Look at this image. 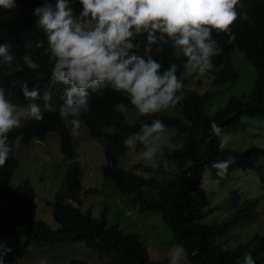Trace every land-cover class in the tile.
<instances>
[{
  "label": "trees",
  "instance_id": "obj_1",
  "mask_svg": "<svg viewBox=\"0 0 264 264\" xmlns=\"http://www.w3.org/2000/svg\"><path fill=\"white\" fill-rule=\"evenodd\" d=\"M36 1L38 0H16L17 7L10 11L0 8V43L10 45V53L15 55L22 66L23 57L28 53L41 64L38 70H31L26 66H23L22 71L8 70L9 77L19 85L26 82L29 90L38 89L41 97L38 101L42 106L45 103L42 97L45 92L49 93L51 104L55 107L50 114L44 115L43 121L34 120L28 125L23 131L22 140L28 143L35 136L44 138L48 133L56 132L60 137L63 161L78 160L71 132L65 128L58 115V108L65 103L66 91L71 85L53 82L51 79L52 66L48 64L49 55L45 51L47 40L38 27L39 18L33 15V10L39 7ZM74 1V6L80 13L82 5L78 0ZM254 5L252 2L244 3L247 11H251ZM242 23L232 25L229 32L213 31L212 36L222 51L211 72L214 74L212 86L222 87L234 83L238 78L234 65L237 60L229 56V50L233 47L240 53L243 51L257 69L256 80L247 94H234L210 114L206 112V108L212 106L213 95L222 90L208 89L200 93L196 89H184L187 99L175 107L180 111L179 116L154 114L127 119L115 108L119 103L126 104L128 109L133 108L127 93L116 92L110 86H104L96 92L89 89L91 109L81 117L91 136L104 145L105 187L114 186L123 195L143 192L147 187L162 188L158 198L146 199L140 195V209L162 213L174 240L187 252L190 264H237L246 253L252 255L255 264H264V228L263 231L252 235L246 244L228 248L221 240L229 230L228 221L201 223L205 213L197 199V192L206 170L223 179L236 169H257L264 182V171L257 167L258 158L264 155V148L253 147L245 151L221 149L220 140L210 134L212 121L227 132L244 128L242 118L245 116L264 120V14H261L258 21H245L243 25ZM234 34L236 36L233 42L229 43L231 35ZM133 42L141 45L138 54L144 56L146 34L137 36ZM37 44L42 46L37 47ZM157 48L162 50L157 52ZM151 55L162 64L161 70L173 62L182 68L186 61L180 51L173 48L171 41L154 45ZM154 119L162 120L168 130L181 129L184 120L189 125L184 128L186 132L180 135V147L177 150H164V158L175 164L173 171H165L162 166L157 169L147 167L143 161L134 166L157 176L147 178L136 170L123 169L120 161L128 150L123 140L138 132L142 124H151ZM229 158L234 162L229 166L227 174L218 176L220 169L214 168L213 164ZM17 166L15 149L7 164L0 168V194L12 203L14 209V215L10 218L0 215V254H3L5 264L18 260L33 248L78 242H84L97 253L100 260H107L108 264H160L148 258L138 234L125 232L117 224L108 226L106 208L100 218L81 210L80 197L83 187L79 160L73 166L65 164L63 190L58 191L50 202L54 226L45 220H34L36 192L29 180L17 188L10 186L12 173ZM96 193L99 194L100 190L97 189ZM240 200L238 192H233L232 204L235 213L231 224H237L239 221L244 224L255 222L260 215L258 207L261 199ZM63 264L92 263L86 259H73Z\"/></svg>",
  "mask_w": 264,
  "mask_h": 264
},
{
  "label": "clouds",
  "instance_id": "obj_2",
  "mask_svg": "<svg viewBox=\"0 0 264 264\" xmlns=\"http://www.w3.org/2000/svg\"><path fill=\"white\" fill-rule=\"evenodd\" d=\"M78 1L82 5L80 13L74 6V0H38L35 3L39 7L33 10V15L39 18L38 27L47 40L45 51L49 55L48 64L52 66V81L71 85L66 91L65 103L58 108V115L73 136H79L84 122L81 117L91 109L89 89L96 92L110 86L116 92L127 93L131 105L141 116L176 109L178 104L185 101L187 94L184 89H196L189 80L184 79L188 70L211 76L207 90L212 89L214 74L211 71L222 51L212 36L213 31L229 32L232 25L258 21L264 14V0ZM245 2L255 4L251 11L245 9ZM16 7V0H0L2 9L10 11ZM145 34L144 56H141L138 54L141 45L133 41ZM235 36L231 35L229 43L233 42ZM168 41L186 58L182 68L173 62L161 70L162 64L153 59V46ZM41 46L37 44V47ZM11 50L10 45L0 43V168L7 164L15 149L17 155L18 143L26 145L34 138L44 140L53 133H48L44 138L35 136L28 143L22 140L23 131L28 125L34 120L43 121L44 115L51 113H44L42 108L53 111L55 107L51 104L49 93L45 92L42 97L45 101L42 106L38 101L41 98L38 89L29 90L26 82L19 85L11 80L8 70L17 72L22 71L23 66L31 70L41 67L30 53L24 55L22 66L10 53ZM161 50L157 48V52ZM234 50L233 47L229 50L230 57ZM216 89L219 90L218 87ZM115 108L121 113L128 112V106L124 103L115 105ZM210 127L215 135L221 137L219 147L226 148L229 136L222 135L223 130L215 121L210 123ZM123 144L128 150L138 149V156L147 167L157 169L162 166L168 172L175 168V164L164 158V150H177L180 143L172 141L169 130L160 119H154L151 124H142L138 132L123 140ZM78 160L67 159L64 163L73 166ZM233 162L229 158L214 163L213 167L220 169L217 175L223 177ZM135 165H132L133 170L143 171L142 168H134ZM84 190L83 187L81 196ZM96 190L87 188L88 196L98 195ZM74 205L79 206L78 203ZM88 208L90 212L91 205ZM185 260L184 247L174 245L169 252V264H183ZM0 264H5L3 254H0ZM39 264L48 262L41 259ZM237 264H255V261L250 253H246Z\"/></svg>",
  "mask_w": 264,
  "mask_h": 264
},
{
  "label": "rangeland",
  "instance_id": "obj_3",
  "mask_svg": "<svg viewBox=\"0 0 264 264\" xmlns=\"http://www.w3.org/2000/svg\"><path fill=\"white\" fill-rule=\"evenodd\" d=\"M74 15L77 16L75 13ZM232 58L235 61L237 60L234 65L238 71V78L234 83L218 87L222 92L214 94L212 106L206 108V112L210 114L234 94L238 96V94L248 93L254 85L257 69L246 58L245 53L234 50ZM184 79L189 80V83L200 92L207 91V86L212 81V77L208 76L207 73L201 75L192 70H188ZM197 81H202V83L200 84ZM216 88L212 86L213 90H216ZM42 111L44 113L51 112L43 108ZM179 114V111L173 108L155 115L176 117ZM123 115L127 119L139 116L134 107L128 109V112L123 113ZM242 122L245 125L244 129L228 132L222 129V135L229 136L227 147L224 149L245 151L253 147L264 148V120L258 117L245 116ZM188 125L184 120L181 129L172 128L169 130L171 139L175 144L177 142L181 143L180 135L186 132L184 128ZM210 134L216 136L221 143L220 136L215 135L213 131ZM71 136L82 168V184L86 190L83 191L81 196L82 211L88 212L87 209L91 205V215L100 218L104 208H106L108 226L117 224L125 232L138 234L149 259L156 260L160 264H169L170 249L178 243L174 240V236L168 224L164 221L162 213L142 211L138 200L140 195H143L146 199L158 198L162 188L159 186L157 188L147 187L143 192L137 191L129 195H123L114 186L105 187L102 174V167L106 164L103 145L98 139L90 135V131L84 122L81 125L79 136H73L72 134ZM17 157L19 164L13 173L11 186L18 187L29 180L37 193L34 220H45L51 225L55 224L50 202L54 200L58 191L63 190V181L66 176L59 135L53 132L48 134L44 140L34 138L26 145L18 143ZM141 161L138 156V149H129L122 157L120 165L127 170H133L132 165ZM257 167L262 168L264 171V155L258 158ZM143 171L137 170L138 173L147 178L157 177L154 173H144ZM90 187H92V190L94 188L99 189L100 193L89 197L87 188ZM235 191L238 192L241 200L244 198L261 199L258 207L260 215L255 222L244 224L239 221L237 224H231V218L235 213L232 204V194ZM263 196L264 182L257 169H236L230 176L223 179L214 176L210 170H206L197 192V199L205 213L200 222L210 224L228 221L229 230L221 239L222 244H225L228 248L246 244L252 235L263 231ZM0 215L6 218L14 215L11 202L1 195ZM41 259H46L48 264H63L73 259H86L92 264H108L107 260H100L97 253L86 246L84 242L36 248L30 250L23 258L6 264H39ZM183 264H190L187 252Z\"/></svg>",
  "mask_w": 264,
  "mask_h": 264
}]
</instances>
